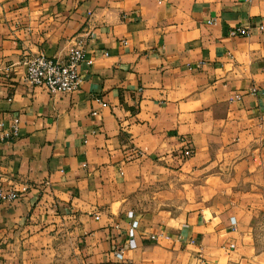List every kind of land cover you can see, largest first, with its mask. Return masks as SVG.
Here are the masks:
<instances>
[{
	"label": "crops",
	"instance_id": "1",
	"mask_svg": "<svg viewBox=\"0 0 264 264\" xmlns=\"http://www.w3.org/2000/svg\"><path fill=\"white\" fill-rule=\"evenodd\" d=\"M0 179V264H264V0H0Z\"/></svg>",
	"mask_w": 264,
	"mask_h": 264
},
{
	"label": "built area",
	"instance_id": "2",
	"mask_svg": "<svg viewBox=\"0 0 264 264\" xmlns=\"http://www.w3.org/2000/svg\"><path fill=\"white\" fill-rule=\"evenodd\" d=\"M263 30V27H260ZM250 29L237 28L231 31V36H249ZM92 64V60L86 59L85 42L83 40H77L75 45L70 49L66 60L55 59L46 57L44 55L28 56L24 60L26 66L25 83L32 87L43 88L49 93H72L77 91L82 83V75L79 72V68L82 64ZM18 126L14 124L12 131L6 135V139L13 141L18 137ZM186 156H192V149L188 147L186 150ZM136 154L140 157L143 153L136 151ZM16 190H5L3 183L0 179V203L9 202L12 203L17 200L23 192ZM129 218L133 219L131 228L129 230V242L125 247L119 249L115 253V258L119 261H124L125 250H134L137 248L135 241V232L139 227V221L135 219L134 213H129ZM235 224L234 219H232ZM155 239L154 237H152Z\"/></svg>",
	"mask_w": 264,
	"mask_h": 264
},
{
	"label": "rangeland",
	"instance_id": "3",
	"mask_svg": "<svg viewBox=\"0 0 264 264\" xmlns=\"http://www.w3.org/2000/svg\"><path fill=\"white\" fill-rule=\"evenodd\" d=\"M252 181L243 183L242 187L250 189V186H253V183L256 184V186H260L258 185V183L262 181V178H258V179L253 178ZM262 236H263V246H264V227L262 230Z\"/></svg>",
	"mask_w": 264,
	"mask_h": 264
}]
</instances>
